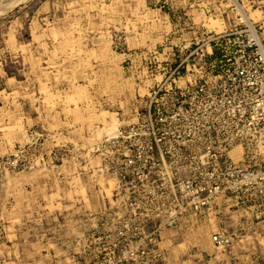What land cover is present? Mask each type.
<instances>
[{
	"label": "rangeland",
	"instance_id": "1",
	"mask_svg": "<svg viewBox=\"0 0 264 264\" xmlns=\"http://www.w3.org/2000/svg\"><path fill=\"white\" fill-rule=\"evenodd\" d=\"M234 1L253 29L231 0H0V157L29 130L77 149L0 170V264H264V196L228 189V153L198 137L203 105L241 92L249 35L264 45V0ZM113 121L129 155L98 151Z\"/></svg>",
	"mask_w": 264,
	"mask_h": 264
},
{
	"label": "built area",
	"instance_id": "2",
	"mask_svg": "<svg viewBox=\"0 0 264 264\" xmlns=\"http://www.w3.org/2000/svg\"><path fill=\"white\" fill-rule=\"evenodd\" d=\"M254 35L257 40H254ZM249 37L250 43L258 45L253 58L255 60L235 70L237 73L235 82L241 86V92H232L222 100L214 98V110L209 109L210 105L201 104L208 108L206 119L213 121L214 126L203 133L205 136L198 137L205 139L207 148L228 153V189L239 187L244 196H264V152L262 151L264 149V45L257 34L252 33ZM224 83L228 88L227 82ZM153 94H151L152 99H157L159 92L155 91ZM221 122L224 123V127L221 126ZM32 132L29 134L30 137H34V141L18 148V155L2 158L5 167L0 165V169L21 170L30 168L37 161L43 165L66 161L69 153L67 147H55L48 152V149H44L45 143L39 142L41 137L44 138L42 133ZM121 137L123 138L124 135ZM122 138L118 137L100 146L99 152L108 153L109 150L122 146L125 148L124 155H129L130 149L123 145ZM234 145L244 147V157L239 163H235L229 155ZM131 163L124 164L127 167ZM215 240L219 245L224 243L219 237Z\"/></svg>",
	"mask_w": 264,
	"mask_h": 264
},
{
	"label": "bare ground",
	"instance_id": "3",
	"mask_svg": "<svg viewBox=\"0 0 264 264\" xmlns=\"http://www.w3.org/2000/svg\"><path fill=\"white\" fill-rule=\"evenodd\" d=\"M230 1V0H229ZM233 3H235V6L237 7L236 9H237V11H239L240 10V12H239V14L240 15H242V18L246 21V23L249 25V27L251 28V29H253V23H252V21L251 20H257V19H260L261 18V14H260V12H258V11H255L254 13H251V14H247L246 12H244L243 11V9L241 8V4L240 5H238L237 4V2L236 1H234V0H231ZM242 19V20H243ZM241 20V21H242ZM243 20V21H244ZM244 21V22H245ZM213 23V27H218V29L220 30V27L221 26H219V22H217V21H212ZM254 22V21H253ZM245 23V24H246ZM254 34V33H253ZM254 40H257V38H256V36L254 35ZM260 43V42H259ZM159 55V54H158ZM161 55V54H160ZM156 57V56H155ZM158 58V57H157ZM156 77V76H155ZM161 77V76H160ZM157 78V77H156ZM182 81H184V80H182ZM151 82V81H150ZM1 93V92H0ZM50 97V96H49ZM45 99H48V97L47 98H45ZM49 99H51V97L49 98ZM54 104V103H53ZM53 104H51V105H53ZM64 109V108H63ZM63 109H61V110H63ZM66 109V108H65ZM19 111H20V109H19ZM18 111V112H19ZM64 111V110H63ZM66 111H68V110H66ZM22 112V111H21ZM58 113V112H57ZM66 113V112H65ZM68 113V112H67ZM54 114H55V112H54ZM61 114V113H60ZM64 114V113H63ZM64 116V115H63ZM98 116V115H97ZM97 116H95V117H97ZM47 117V116H46ZM49 117V116H48ZM57 117V116H56ZM99 117V116H98ZM103 117H105V114L103 115L102 114V118ZM59 118V117H58ZM65 118H66V115H65ZM52 119V118H51ZM67 119V118H66ZM104 120V119H103ZM113 120H114V117H113ZM16 122V121H15ZM19 122H20V120H19ZM27 122V121H26ZM48 122H50V121H48ZM54 122V121H53ZM17 123H18V121H17ZM47 123V122H46ZM20 124V123H19ZM51 125H52V123H50ZM61 124V123H60ZM82 125V124H81ZM90 125V124H89ZM117 126H118V124L116 123V121H113V122H111L110 123V129L108 130V131H110L109 132V135L110 136H112V138H109V141L111 140H115V139H117L121 134H120V132H119V135H116V136H113V135H115V132H114V130L116 131V128H117ZM221 126L222 127H224V123L223 122H221ZM49 127V126H48ZM51 127V126H50ZM49 127V128H50ZM70 127V126H69ZM82 127V126H81ZM92 127V126H91ZM9 128V127H8ZM12 128V127H11ZM89 128V127H88ZM42 129V128H41ZM45 129V128H44ZM51 129V128H50ZM49 130V129H48ZM52 130H54V129H52ZM51 130V131H52ZM65 130V129H64ZM69 130H70V128H69ZM77 130V129H76ZM82 130V129H81ZM30 131V130H29ZM29 131H28V134L26 135L27 137H26V144H25V146L27 145V144H29V143H32L33 141H34V137H30V134H29ZM44 131H46V130H44ZM71 132V131H70ZM81 132V131H80ZM96 132V131H95ZM118 132V131H117ZM62 133V132H61ZM72 133V132H71ZM37 134V133H36ZM73 134V133H72ZM84 134V133H83ZM82 134V135H83ZM86 134V133H85ZM89 134V133H88ZM97 134V133H96ZM95 134V135H96ZM59 135V132H56V134L54 135L53 134V138H54V140L56 139V137H59L58 136ZM90 135V134H89ZM94 135V136H95ZM100 135V134H99ZM107 135V134H106ZM47 136V135H46ZM118 136V137H117ZM63 137H65V136H63ZM107 137V136H106ZM117 137V138H116ZM19 138V137H18ZM42 138V137H41ZM69 138V137H68ZM76 138V137H75ZM25 139V138H24ZM59 139V138H58ZM64 139V138H63ZM73 139V138H72ZM87 139V138H86ZM97 139V138H96ZM62 140V139H61ZM61 140L60 141H57V139H56V143H54V144H52V148L51 149H53V146H54V148H55V145H56V147H67L68 148V150H69V153H71L72 154V152H74V151H76L77 149H76V147H75V144H74V142H73V144L72 143H61ZM66 140V139H65ZM89 140V139H88ZM99 140V139H98ZM8 141V140H7ZM41 141V140H40ZM87 141V140H86ZM90 141H91V139H90ZM101 141V140H100ZM100 141H98V142H100ZM97 142V143H98ZM102 142V141H101ZM11 144V143H10ZM84 144H85V142H84ZM87 144H88V142H87ZM8 145V144H7ZM76 145H78V144H76ZM86 145V144H85ZM5 146V145H4ZM46 146V145H45ZM100 146V145H99ZM98 146V144L96 145L95 144V146L93 147V148H95V150L99 147ZM11 147V146H10ZM21 147H24V146H21ZM48 147V146H47ZM78 147V146H77ZM93 148H91V149H93ZM233 149H231L230 150V152H229V154H230V156L232 157V158H234L233 160H234V162L235 163H239V162H241L242 160H243V157H244V147H242V145H234L233 147H232ZM5 149H6V147H5ZM50 149V150H51ZM80 150V149H79ZM78 150V151H79ZM86 150V149H85ZM89 150V149H88ZM94 150V149H93ZM99 151V150H98ZM110 151V150H109ZM262 151L264 152V149H262ZM86 152V151H85ZM94 151H92V153H93ZM76 153V152H75ZM104 153V152H103ZM102 153V154H103ZM241 153H243L242 154V159L241 160H237L240 156H241ZM13 154H15V155H18V149H16V147L11 151V152H9L7 155L8 156H11V155H13ZM82 154H84V152L82 153ZM86 154H88V153H86ZM94 154V153H93ZM111 154V153H110ZM89 155V154H88ZM87 155V156H88ZM97 155H99V154H97ZM76 156V155H75ZM92 156V155H91ZM6 157V155L5 156H2V157H0V165H2V167H5V163H3V159L2 158H5ZM71 157L72 156H70V160H71ZM86 157V156H85ZM107 157V159H108V156H106ZM69 157H67V159H68ZM83 158V157H82ZM89 158V157H88ZM176 158V157H175ZM66 159V161L65 162H68V160ZM100 159H101V157H100ZM99 159V160H100ZM104 159V158H103ZM106 160V159H105ZM101 161V160H100ZM99 162V161H98ZM105 162V161H104ZM111 162H113V161H111ZM76 163H77V161H76ZM75 163V164H76ZM108 164V163H107ZM112 164V163H111ZM55 166V164H51V165H48V164H42V163H40L39 161H37L35 164H33L30 168H27V169H21V170H11L10 168H5V169H3L4 170V172H5V174H16V173H32V172H35V171H48L49 169H52L53 167ZM105 166V165H104ZM103 166V167H104ZM106 167H107V165H106ZM113 167V166H112ZM55 168V167H54ZM65 168V167H64ZM110 168V167H109ZM187 168V167H186ZM76 169V168H75ZM80 169V168H79ZM1 170V169H0ZM53 170V169H52ZM103 170V169H102ZM101 171V170H100ZM106 171V170H105ZM111 171V170H110ZM101 172H103V171H101ZM3 173V172H2ZM109 173V172H108ZM111 173H113V172H111ZM1 174V173H0ZM60 175H61V173H60ZM188 176V175H187ZM59 177V176H58ZM111 177H113V175L111 176ZM78 178V177H77ZM192 178V177H191ZM75 180V179H74ZM189 180V179H188ZM113 181V180H112ZM71 182V181H70ZM2 183V182H1ZM9 184H10V182H8ZM72 184V183H71ZM191 185V184H190ZM195 185V184H194ZM200 185V184H199ZM9 186V185H8ZM7 186V187H8ZM115 187V186H114ZM19 190V189H18ZM58 191V190H57ZM76 191V190H75ZM81 191V190H80ZM22 192V191H21ZM9 193V192H8ZM71 193V192H70ZM56 194V193H55ZM59 194V193H58ZM82 194H83V192H82ZM60 195V194H59ZM58 195V196H59ZM57 196V195H56ZM69 196V195H68ZM60 197V196H59ZM82 198H83V196H82ZM73 199V198H72ZM84 200V199H83ZM82 200V201H83ZM126 200H127V197H126ZM129 200V199H128ZM52 201H51V199H50V203H51ZM125 202V201H124ZM58 203V202H57ZM56 203V204H57ZM122 203V202H121ZM51 204H53V203H51ZM125 205V204H124ZM51 206H53V205H51ZM51 206H50V209H51ZM57 206V205H56ZM47 207V206H46ZM49 207V206H48ZM57 208V207H56ZM127 208V207H126ZM49 209V210H50ZM125 209V208H124ZM59 210V209H58ZM123 213V212H122ZM126 214V213H125ZM56 218V217H55ZM80 218V217H79ZM88 219V218H87ZM188 219V218H187ZM16 221V220H15ZM85 222V221H84ZM91 223V222H90ZM256 226V225H255ZM254 226V227H255ZM258 226V225H257ZM244 229V228H243ZM257 229V228H256ZM264 231V230H263ZM245 232V231H244ZM256 233V232H255ZM258 233V232H257ZM256 233V234H257ZM262 233V232H261ZM83 234V233H82ZM246 234V233H245ZM259 234V233H258ZM251 235V234H250ZM14 236V235H13ZM193 236V235H192ZM247 236V235H246ZM261 236V235H260ZM79 237V236H78ZM83 237V236H82ZM263 237V236H262ZM197 238V237H196ZM76 239V238H75ZM82 239V238H81ZM251 239H253V237L251 238ZM78 240V239H77ZM257 240V239H256ZM228 241H230V240H228ZM76 242V241H75ZM83 242V241H82ZM196 242H198V241H196ZM199 242H200V244L202 245V246H204L205 245V238L203 237V236H201L200 237V240H199ZM214 242V241H213ZM212 242V243H213ZM259 242V241H258ZM84 243V242H83ZM231 243H233V241L231 240L230 242H229V244H231ZM79 244V243H78ZM81 245V244H80ZM86 245V244H85ZM69 246V245H68ZM77 246V245H76ZM81 247V246H80ZM70 248V247H69ZM219 249H220V247H218ZM217 248V249H218ZM224 248V247H223ZM75 249V248H74ZM225 249V248H224ZM66 254V253H65ZM73 255V254H72ZM166 255V254H165ZM166 260V259H165ZM74 261V260H73ZM164 261V260H163ZM264 262V261H263ZM164 263V262H163Z\"/></svg>",
	"mask_w": 264,
	"mask_h": 264
},
{
	"label": "crops",
	"instance_id": "4",
	"mask_svg": "<svg viewBox=\"0 0 264 264\" xmlns=\"http://www.w3.org/2000/svg\"><path fill=\"white\" fill-rule=\"evenodd\" d=\"M52 137H53V135H52ZM53 139H54V138H53ZM55 142H57V141L55 140ZM54 167L57 168L56 166H54ZM54 167H53L52 169H55ZM52 169H50V170H52Z\"/></svg>",
	"mask_w": 264,
	"mask_h": 264
}]
</instances>
